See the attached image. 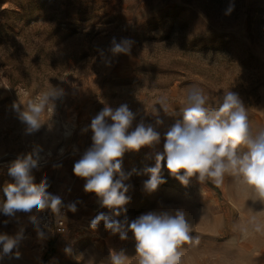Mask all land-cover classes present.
<instances>
[{
    "label": "rangeland",
    "instance_id": "rangeland-1",
    "mask_svg": "<svg viewBox=\"0 0 264 264\" xmlns=\"http://www.w3.org/2000/svg\"><path fill=\"white\" fill-rule=\"evenodd\" d=\"M113 37L128 38L129 50L113 55ZM52 87L63 95L41 114V129L27 134L13 104ZM193 87L209 107L223 91L237 93L252 131L264 129V0H0V199L13 180L10 163L35 151L41 158L35 182H46L64 205L63 224L40 226L43 239L27 215L0 214V232L25 236L19 258L14 249L0 264H110V249H123L125 264H138L131 232L121 240L103 222L90 227L109 210L73 172L92 144L91 130H83L105 105L126 103L135 113L132 127L152 123L161 141L126 152L122 170L153 166L150 157L163 151V134L180 118L165 115L159 100L178 109ZM154 110L163 124H156ZM161 174L166 182L147 193L148 177L133 173L125 181L127 212L114 218L131 222L149 211L180 210L190 224V240L177 249L180 264H264V204L251 187L229 173L218 185L193 177L187 186L166 167ZM72 202L75 212L67 208Z\"/></svg>",
    "mask_w": 264,
    "mask_h": 264
},
{
    "label": "clouds",
    "instance_id": "clouds-1",
    "mask_svg": "<svg viewBox=\"0 0 264 264\" xmlns=\"http://www.w3.org/2000/svg\"><path fill=\"white\" fill-rule=\"evenodd\" d=\"M231 10L230 6L226 14ZM129 47L128 38L117 41L113 37L109 51L119 55L126 53ZM100 51L103 54V50ZM62 95V90L52 87L42 97L13 104L27 134L41 129L44 123L41 114ZM213 103L214 106H207L209 98L197 87L188 91L185 105L178 109H170L166 98H161L159 106L163 113L180 118L163 134V151H156L150 157L154 165L129 173L122 170L124 154L139 152L145 146L152 148L161 141V133L152 123L141 120L133 128L135 113L126 103L115 108L105 105L83 130H91L92 144L74 163L73 172L85 180L84 192L95 193L100 207L109 210L99 212L90 227L95 230L103 222L105 229L112 235L119 234L121 240L128 239L131 232L136 241L138 264H180L181 253L177 249L190 240V224L180 210L175 214L149 211L131 222L127 217L123 221L115 219L121 212H127L124 206L131 199L126 195L131 185L125 181L133 173L148 177L142 182L143 191L147 193L155 192L166 182L161 174L165 167L169 175L185 186L193 177L201 184L210 181L218 185L224 174L229 173L251 187L258 194L259 203L264 204V129L252 131L246 107L237 93L223 91L220 99ZM151 114L156 117L157 125L163 124L157 111ZM40 159L39 153L33 151L20 154L10 163L8 175L13 180L3 186L0 214L13 218L17 213L27 215L38 238L43 239L36 213L50 209L59 216L64 205L58 195L48 192L46 182H35L32 172L40 167ZM67 208L77 211V202L69 203ZM24 239L22 230L15 234L0 232V258L12 254L14 249L19 258V247ZM126 259L123 249H110V264H125Z\"/></svg>",
    "mask_w": 264,
    "mask_h": 264
},
{
    "label": "built area",
    "instance_id": "built-area-1",
    "mask_svg": "<svg viewBox=\"0 0 264 264\" xmlns=\"http://www.w3.org/2000/svg\"><path fill=\"white\" fill-rule=\"evenodd\" d=\"M62 213L57 216L51 212L50 209H44L37 213V217L40 221V226L42 228H51L55 222L63 224Z\"/></svg>",
    "mask_w": 264,
    "mask_h": 264
}]
</instances>
